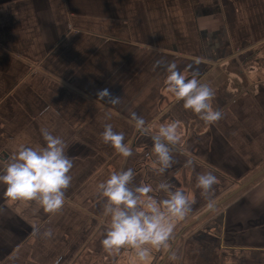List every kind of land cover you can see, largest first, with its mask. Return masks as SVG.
Listing matches in <instances>:
<instances>
[{
  "label": "crops",
  "instance_id": "1",
  "mask_svg": "<svg viewBox=\"0 0 264 264\" xmlns=\"http://www.w3.org/2000/svg\"><path fill=\"white\" fill-rule=\"evenodd\" d=\"M169 62L212 89L219 120L205 123L166 91ZM104 89L118 102L99 98ZM170 121L179 140L159 173L150 137ZM105 124L132 141L129 157L102 142ZM43 130L73 162L64 203L44 212L6 200L0 185V264H264V174L235 193L264 170V0H0V169L21 145L44 146ZM128 168L132 185L170 182L190 200L143 260L100 243L98 184ZM208 171L205 198L196 178Z\"/></svg>",
  "mask_w": 264,
  "mask_h": 264
},
{
  "label": "clouds",
  "instance_id": "2",
  "mask_svg": "<svg viewBox=\"0 0 264 264\" xmlns=\"http://www.w3.org/2000/svg\"><path fill=\"white\" fill-rule=\"evenodd\" d=\"M164 85L175 100L183 101V108L190 109L205 123H212L221 118V112L210 105L212 89L200 83L196 76L186 78L178 70L175 62H169L165 68ZM99 98L112 104L119 97H110L108 90L98 93ZM129 122L141 134H147L145 120L135 112L130 113ZM175 121L161 123L151 135V153L158 165L157 171L164 173L173 164L172 147L177 144ZM44 146L33 148L21 145L0 169V185L4 186L2 196L12 202L34 201L44 212H55L64 203V190L68 187L71 176L68 174L73 166L72 160L65 154L64 141L46 130L42 131ZM103 143L110 144L123 157L132 154V141L125 142L123 132L113 131L111 124H105L100 133ZM186 166L192 165L191 159ZM134 177L132 168L112 172L109 177L98 184L100 197L103 198V216L107 217L104 238L100 241L108 252H117L122 246L136 250V256L143 260L148 247H160L172 231V221L183 218L190 210L189 197L181 190H172L170 182H160L155 189L149 184L132 185ZM216 176L211 172L197 175L196 187L201 196L210 195ZM163 190L166 198L157 201L146 195ZM103 222V221H102ZM44 236H50L45 230Z\"/></svg>",
  "mask_w": 264,
  "mask_h": 264
},
{
  "label": "water",
  "instance_id": "3",
  "mask_svg": "<svg viewBox=\"0 0 264 264\" xmlns=\"http://www.w3.org/2000/svg\"><path fill=\"white\" fill-rule=\"evenodd\" d=\"M263 174H264V170H262L261 172H259V174H257L254 178H252V179H251L249 182H247L245 185L240 186L239 189H238L235 193H237V192L241 191L242 189L246 188L247 186H249L253 181H255L258 177H260V176L263 175ZM235 193H234V194H235Z\"/></svg>",
  "mask_w": 264,
  "mask_h": 264
},
{
  "label": "rangeland",
  "instance_id": "4",
  "mask_svg": "<svg viewBox=\"0 0 264 264\" xmlns=\"http://www.w3.org/2000/svg\"><path fill=\"white\" fill-rule=\"evenodd\" d=\"M110 255H111V254H110ZM116 256H117V259H118L119 256H120V252L113 253L112 257H116ZM122 258H123V257H122ZM120 260H123V259H120ZM89 263H90V264H101L100 260L97 259V258H90V259H89ZM102 263H104L103 260H102Z\"/></svg>",
  "mask_w": 264,
  "mask_h": 264
}]
</instances>
